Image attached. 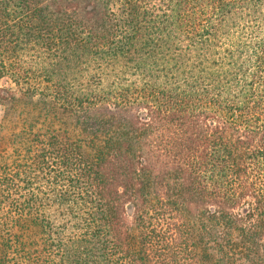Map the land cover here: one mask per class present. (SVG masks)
I'll return each mask as SVG.
<instances>
[{"label":"trees","instance_id":"obj_1","mask_svg":"<svg viewBox=\"0 0 264 264\" xmlns=\"http://www.w3.org/2000/svg\"><path fill=\"white\" fill-rule=\"evenodd\" d=\"M5 78L0 264H264V0H0Z\"/></svg>","mask_w":264,"mask_h":264},{"label":"rangeland","instance_id":"obj_2","mask_svg":"<svg viewBox=\"0 0 264 264\" xmlns=\"http://www.w3.org/2000/svg\"><path fill=\"white\" fill-rule=\"evenodd\" d=\"M0 87L4 88V89H14L15 88L13 82H11L10 79H8V78H5V79L0 81ZM6 111H8L7 105L1 104L0 105V128H2V126L6 125L5 124L6 121L4 119ZM10 125H12V123H10ZM68 127H69L68 129L70 130V132L72 134L75 133V129L71 124H69ZM11 133L12 132L10 131V134ZM4 147L7 150V152L10 153V151H11L10 148H7V147H9L8 143H5ZM5 149L3 148L4 153L8 154ZM0 151L2 152V150H0Z\"/></svg>","mask_w":264,"mask_h":264}]
</instances>
